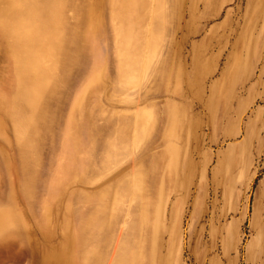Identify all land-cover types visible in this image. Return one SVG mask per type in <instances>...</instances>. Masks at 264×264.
I'll list each match as a JSON object with an SVG mask.
<instances>
[{"label": "rangeland", "instance_id": "374dc122", "mask_svg": "<svg viewBox=\"0 0 264 264\" xmlns=\"http://www.w3.org/2000/svg\"><path fill=\"white\" fill-rule=\"evenodd\" d=\"M0 264H264V0H0Z\"/></svg>", "mask_w": 264, "mask_h": 264}]
</instances>
